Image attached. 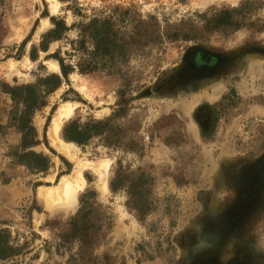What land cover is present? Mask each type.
<instances>
[{
    "label": "rangeland",
    "instance_id": "rangeland-1",
    "mask_svg": "<svg viewBox=\"0 0 264 264\" xmlns=\"http://www.w3.org/2000/svg\"><path fill=\"white\" fill-rule=\"evenodd\" d=\"M0 264H264V0H0Z\"/></svg>",
    "mask_w": 264,
    "mask_h": 264
},
{
    "label": "bare ground",
    "instance_id": "bare-ground-1",
    "mask_svg": "<svg viewBox=\"0 0 264 264\" xmlns=\"http://www.w3.org/2000/svg\"><path fill=\"white\" fill-rule=\"evenodd\" d=\"M50 67V66H49ZM53 68V67H52ZM63 108H66V109H64L65 110V112L64 111H62L61 112V115L62 116H66L67 115V106L65 107H63ZM59 125H60V123H59V121L58 122H56V124L53 126V128H52V130H51V134L50 135H52V132H53V134L56 132V130L58 129V127H59ZM55 137V136H54ZM58 141V140H57ZM65 151V150H64ZM68 188H69V185L67 184V183H65V184H62L59 188H58V191L56 192V193H63V194H65V193H67V190H68ZM67 198V197H66ZM65 199V198H64ZM64 199H62V200H64ZM65 201V200H64Z\"/></svg>",
    "mask_w": 264,
    "mask_h": 264
},
{
    "label": "trees",
    "instance_id": "trees-1",
    "mask_svg": "<svg viewBox=\"0 0 264 264\" xmlns=\"http://www.w3.org/2000/svg\"><path fill=\"white\" fill-rule=\"evenodd\" d=\"M74 130H75V123H72L71 125L67 126L64 129V137L67 138L68 140H72L78 143L80 142L79 134H76Z\"/></svg>",
    "mask_w": 264,
    "mask_h": 264
}]
</instances>
